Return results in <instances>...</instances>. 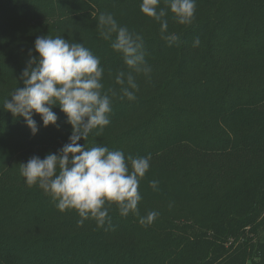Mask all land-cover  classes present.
<instances>
[{
    "label": "trees",
    "instance_id": "trees-1",
    "mask_svg": "<svg viewBox=\"0 0 264 264\" xmlns=\"http://www.w3.org/2000/svg\"><path fill=\"white\" fill-rule=\"evenodd\" d=\"M141 2L0 0V107L23 86L38 36L83 43L105 69V90L117 96L115 73L127 69L96 29L98 16L111 13L143 36L151 79L138 76L136 99H114L110 125L80 143L126 157L150 154L138 207L141 216L159 212L143 226L113 205L103 228L91 219L78 225L75 211L60 212L20 175L21 163L68 142L65 114L54 107L57 124L46 128L34 115L33 136L23 118L0 109V264H264V237L255 226L264 215V0H196L190 25L169 11L165 35L173 42L161 38ZM159 7L167 8L165 0ZM196 37L201 42L193 47ZM246 227L253 233L248 246L225 255L218 242Z\"/></svg>",
    "mask_w": 264,
    "mask_h": 264
},
{
    "label": "clouds",
    "instance_id": "clouds-1",
    "mask_svg": "<svg viewBox=\"0 0 264 264\" xmlns=\"http://www.w3.org/2000/svg\"><path fill=\"white\" fill-rule=\"evenodd\" d=\"M165 4L167 8H161L160 0H142L140 11L159 23L162 39L173 42L176 37L165 35L168 12L176 23L190 25L196 0H165ZM96 29L104 40L111 41V49L122 56L126 66V71L115 73L119 96L112 89L105 90V69L89 48L61 35L48 34L36 38L34 51L38 55L32 56L30 50V59L20 77L23 86H17L0 109L14 118H23L33 136L39 131L34 115L46 128L57 124L54 107L65 114L72 128L68 142L57 153H48L43 159L33 156L19 165L25 183L43 190L60 212L75 211L80 217L78 225L91 219L103 228L110 223L109 211L115 205L121 217L133 215L139 224L148 226L159 212L153 210L141 216L138 205L142 200L140 182L150 170L151 155L126 157L122 150H110L99 143L86 148L80 143L94 130L99 136L110 125L114 99L134 101L139 90L137 77L150 80L152 74L142 35L119 24L107 12L99 14ZM200 42L196 37L193 47ZM158 183L152 180L149 187L156 191Z\"/></svg>",
    "mask_w": 264,
    "mask_h": 264
},
{
    "label": "rangeland",
    "instance_id": "rangeland-1",
    "mask_svg": "<svg viewBox=\"0 0 264 264\" xmlns=\"http://www.w3.org/2000/svg\"><path fill=\"white\" fill-rule=\"evenodd\" d=\"M263 219H264V215L261 218H259L255 226H258V232L259 234H262L260 236L264 237ZM239 230L240 231H236L238 233V236H236V238H228V240L225 241L223 238L221 243L217 241L218 244L224 248V251L227 252V254L225 255H233L234 253L236 254L237 250L248 246L247 243L249 242V237L251 239V236H253L252 227L241 228ZM245 240L247 241L245 242Z\"/></svg>",
    "mask_w": 264,
    "mask_h": 264
}]
</instances>
